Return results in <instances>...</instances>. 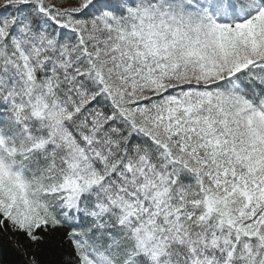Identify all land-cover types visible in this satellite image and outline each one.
Returning <instances> with one entry per match:
<instances>
[{"label": "snow or ice", "instance_id": "6c2138e0", "mask_svg": "<svg viewBox=\"0 0 264 264\" xmlns=\"http://www.w3.org/2000/svg\"><path fill=\"white\" fill-rule=\"evenodd\" d=\"M0 264H264V0H0Z\"/></svg>", "mask_w": 264, "mask_h": 264}]
</instances>
